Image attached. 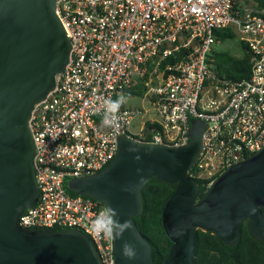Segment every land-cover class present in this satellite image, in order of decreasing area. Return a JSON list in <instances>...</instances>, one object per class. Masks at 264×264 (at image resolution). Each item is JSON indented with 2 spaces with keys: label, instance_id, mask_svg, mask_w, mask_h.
I'll return each mask as SVG.
<instances>
[{
  "label": "built area",
  "instance_id": "obj_1",
  "mask_svg": "<svg viewBox=\"0 0 264 264\" xmlns=\"http://www.w3.org/2000/svg\"><path fill=\"white\" fill-rule=\"evenodd\" d=\"M72 43L54 89L29 126L36 146L38 202L23 228L80 229L103 264H115V236L92 231L106 208L73 195L67 182L101 171L127 136L154 144L190 142L202 120V149L189 171L207 188L232 164L264 147V3L257 0H57ZM231 28L251 54V73L236 80L214 67L218 30ZM142 90L150 107L122 105L115 125L100 127L104 102ZM136 125L137 129H133ZM198 182V181H197Z\"/></svg>",
  "mask_w": 264,
  "mask_h": 264
},
{
  "label": "water",
  "instance_id": "obj_2",
  "mask_svg": "<svg viewBox=\"0 0 264 264\" xmlns=\"http://www.w3.org/2000/svg\"><path fill=\"white\" fill-rule=\"evenodd\" d=\"M56 7L57 0H0V264H103L80 229L18 223L40 196L29 121L70 60L72 43ZM204 129V121H193L190 142L183 146L121 136L116 155L101 171L67 182L71 191L116 209L121 222L131 223L115 236V264H154L152 245L134 221L144 210L143 188L153 178L176 185L162 211L173 243L163 264H193L199 229L233 245L250 219L253 234L264 242V147L228 167L200 199L189 171ZM124 243L136 249L135 259L123 256Z\"/></svg>",
  "mask_w": 264,
  "mask_h": 264
},
{
  "label": "trees",
  "instance_id": "obj_3",
  "mask_svg": "<svg viewBox=\"0 0 264 264\" xmlns=\"http://www.w3.org/2000/svg\"><path fill=\"white\" fill-rule=\"evenodd\" d=\"M257 2L262 4L264 0H257ZM218 36L227 39L235 37L236 33L231 28H227L218 30ZM242 46L243 53L239 56L228 51H214V67L219 74L236 80L250 76L251 54L246 44L242 43ZM142 93V90L138 88L133 94ZM197 181L200 186L199 198L201 199L207 186L200 180ZM175 190L176 185L158 181L157 178L150 180L143 188V213L134 218L138 228L152 245L154 264H163L173 244L165 233L162 211L166 201ZM69 192L78 195L70 189ZM193 264H264V242L253 234L250 219H246L241 224L240 238L233 245L225 243L216 233L199 229Z\"/></svg>",
  "mask_w": 264,
  "mask_h": 264
},
{
  "label": "clouds",
  "instance_id": "obj_4",
  "mask_svg": "<svg viewBox=\"0 0 264 264\" xmlns=\"http://www.w3.org/2000/svg\"><path fill=\"white\" fill-rule=\"evenodd\" d=\"M126 103V96L124 94L118 95L116 99H108L104 102V111L100 127L103 129L113 128L117 118V114L123 104ZM132 227L131 223L127 220L119 219V213L116 209L106 207L102 210L92 221V231L97 235L104 237H119L123 232ZM123 256L129 260H133L137 256V251L133 245L124 243L122 248Z\"/></svg>",
  "mask_w": 264,
  "mask_h": 264
},
{
  "label": "rangeland",
  "instance_id": "obj_5",
  "mask_svg": "<svg viewBox=\"0 0 264 264\" xmlns=\"http://www.w3.org/2000/svg\"><path fill=\"white\" fill-rule=\"evenodd\" d=\"M215 51H228L233 55L239 56L243 53L242 41L239 34H236L233 38H227L222 42L214 44ZM126 106L132 107H150L148 101L144 99L143 94H138L137 96L126 97ZM133 129H137L136 125Z\"/></svg>",
  "mask_w": 264,
  "mask_h": 264
}]
</instances>
